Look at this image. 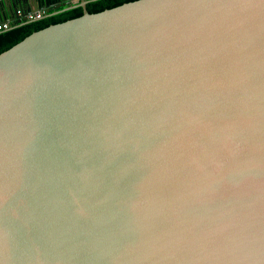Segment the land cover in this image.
Masks as SVG:
<instances>
[{
	"label": "water",
	"instance_id": "1",
	"mask_svg": "<svg viewBox=\"0 0 264 264\" xmlns=\"http://www.w3.org/2000/svg\"><path fill=\"white\" fill-rule=\"evenodd\" d=\"M94 1L0 0L82 10L0 54V264H264V0Z\"/></svg>",
	"mask_w": 264,
	"mask_h": 264
},
{
	"label": "trees",
	"instance_id": "2",
	"mask_svg": "<svg viewBox=\"0 0 264 264\" xmlns=\"http://www.w3.org/2000/svg\"><path fill=\"white\" fill-rule=\"evenodd\" d=\"M66 0H39V6L47 5L50 8V12L54 11V8ZM137 0H97L90 2L86 6V10L89 14L100 13L104 10L112 9L118 7L125 3L134 2ZM82 15V10L80 8L72 9L55 16H51L37 22H33L4 33L0 34V54L17 43L21 42L24 38L30 34L47 28L50 25H55L59 23L66 22L78 18Z\"/></svg>",
	"mask_w": 264,
	"mask_h": 264
},
{
	"label": "built area",
	"instance_id": "3",
	"mask_svg": "<svg viewBox=\"0 0 264 264\" xmlns=\"http://www.w3.org/2000/svg\"><path fill=\"white\" fill-rule=\"evenodd\" d=\"M18 14H20V13L18 12ZM41 15H42V13L36 15L35 17H40ZM33 17H34L33 15H28V16H27L28 19H32ZM7 28H8V25H7V24H5V23H0V32L6 30Z\"/></svg>",
	"mask_w": 264,
	"mask_h": 264
},
{
	"label": "crops",
	"instance_id": "4",
	"mask_svg": "<svg viewBox=\"0 0 264 264\" xmlns=\"http://www.w3.org/2000/svg\"><path fill=\"white\" fill-rule=\"evenodd\" d=\"M8 18H10V16Z\"/></svg>",
	"mask_w": 264,
	"mask_h": 264
}]
</instances>
